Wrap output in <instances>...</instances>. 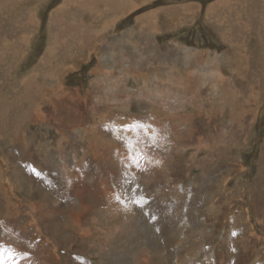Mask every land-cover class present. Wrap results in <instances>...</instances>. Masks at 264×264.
<instances>
[{"label": "rangeland", "instance_id": "1", "mask_svg": "<svg viewBox=\"0 0 264 264\" xmlns=\"http://www.w3.org/2000/svg\"><path fill=\"white\" fill-rule=\"evenodd\" d=\"M0 15V264H264V0Z\"/></svg>", "mask_w": 264, "mask_h": 264}, {"label": "bare ground", "instance_id": "2", "mask_svg": "<svg viewBox=\"0 0 264 264\" xmlns=\"http://www.w3.org/2000/svg\"><path fill=\"white\" fill-rule=\"evenodd\" d=\"M20 1V0H19ZM17 2V1H16ZM127 2V1H126ZM123 3V2H122ZM20 4V3H19ZM125 5L127 4V3H124ZM18 5V4H17ZM5 6V5H4ZM127 7V6H126ZM134 7V6H133ZM5 8V7H4ZM8 8V7H7ZM6 9V8H5ZM8 13V12H7ZM5 14V13H4ZM1 16V15H0ZM4 16V15H3ZM6 16H4V18H5ZM25 18V17H24ZM153 22V21H152ZM19 24V23H18ZM22 25V24H21ZM29 25V24H28ZM11 27H14V25L13 26H11ZM22 27H23V25H22ZM21 27V28H22ZM25 28H26V26H24ZM30 27V26H29ZM18 28H19V26H18ZM20 28V29H21ZM32 29V28H31ZM9 30H10V28H9ZM21 30H24V29H21ZM12 31V30H11ZM17 32V31H16ZM25 31H23L22 33H24ZM29 33V32H28ZM2 34V33H1ZM24 35V34H23ZM29 35V34H28ZM27 38V37H26ZM81 38V37H80ZM84 38V37H83ZM23 39V38H22ZM100 39V38H99ZM27 42V41H26ZM200 54V53H199ZM15 55H16V53H15ZM23 55V54H22ZM198 61V62H200V60L199 59H195V61ZM196 64V66H198L199 64L198 63H193V65H195ZM200 68V67H199ZM198 70V69H197ZM196 70V76L199 78V80H200V76L198 75V71ZM56 71V73L57 72H60L61 73V70H55ZM52 73H54V72H52ZM203 73V72H202ZM200 74V73H199ZM202 77H203V75H202ZM202 79V78H201ZM204 79V78H203ZM198 80V79H197ZM23 81V80H22ZM201 81V80H200ZM24 83H23V85H22V87L18 90V92H44V90H49V91H51L50 93L53 95V96H57L58 97V99H55V101H57V100H60L62 97H63V95H64V92H62V90L58 87V85H57V82H55V83H53V84H51L49 87H45V86H43L44 84H45V79H44V82L42 83V84H35L29 77H27V78H25L24 79V81H23ZM37 85V86H36ZM21 86V85H20ZM37 99H41V100H44V98H42L41 97V95H40V93H38V96L37 97H35V99L34 100H32V102H31V104H35V106L37 107V102H38V100ZM35 106H33L34 107V109H33V111H34V114H35V116L37 115V117L38 116H41V109L38 107V108H36ZM75 114V113H74ZM4 125V124H3ZM4 127H5V125H4ZM10 206V205H9ZM8 206V207H9ZM6 207V206H5ZM31 213V212H30Z\"/></svg>", "mask_w": 264, "mask_h": 264}, {"label": "snow or ice", "instance_id": "3", "mask_svg": "<svg viewBox=\"0 0 264 264\" xmlns=\"http://www.w3.org/2000/svg\"><path fill=\"white\" fill-rule=\"evenodd\" d=\"M126 127H131L133 129H135L136 127L143 128V125H136V124H134V125H131V126H126ZM130 158H132L133 159V162H135V148L134 147H132V150L130 152ZM117 199H119V196H117Z\"/></svg>", "mask_w": 264, "mask_h": 264}]
</instances>
